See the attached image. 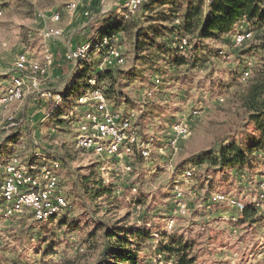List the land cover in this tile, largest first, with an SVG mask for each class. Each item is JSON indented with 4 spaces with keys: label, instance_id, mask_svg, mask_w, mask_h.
Returning a JSON list of instances; mask_svg holds the SVG:
<instances>
[{
    "label": "rangeland",
    "instance_id": "rangeland-1",
    "mask_svg": "<svg viewBox=\"0 0 264 264\" xmlns=\"http://www.w3.org/2000/svg\"><path fill=\"white\" fill-rule=\"evenodd\" d=\"M68 2L0 0V75L10 71L19 53L40 60L50 52L54 61L41 90L57 94L70 89L64 97L60 95L62 104L51 102L52 111L50 103L34 94L2 112L0 161L15 157L26 166L36 153L47 157L46 162L37 163L39 167L51 166L55 158L59 160L54 173L68 207L45 222H34L28 216L0 220V264H93L101 250L103 229H96L95 238L90 239L88 234L94 228L91 217L102 218L109 226L148 232L139 245L133 243L130 248L139 264H172L157 250L159 242L167 243L165 233L182 235L192 244L194 264H264L262 220L252 226H237V211L225 201H213L215 195H221L238 199L245 206L260 204L258 185L264 182V156L248 150L249 164L225 170L212 169L207 162L208 152L221 140L245 145L252 133L240 108L239 91L263 62V52L258 47L264 43V29L252 30V38L240 48L232 46L237 25L218 40L196 45L192 36L173 30L180 24L177 11L164 22L152 24L150 32L154 33L157 26L160 33L142 51H135L133 40L120 33L117 47L124 64L114 70L121 77L114 87L116 93L108 98L109 107L121 114L131 109L137 112L140 138L151 141V152L148 159H142L137 150L107 159L75 147L77 124L92 109L77 103L88 84L78 79L79 73L87 68V80L96 75L102 56L93 54L79 67L62 59L65 50L84 41H74L83 35L69 30L68 24L73 22L65 13ZM102 2L99 8L103 14L98 13L99 8L95 11L89 8L91 4L86 5L93 22L97 20L91 36L105 14L114 15V8H120L113 0ZM55 13L61 16L58 23L50 21ZM148 26L144 19L140 27ZM51 27L61 28L63 34L45 40L41 33ZM243 27L251 29L247 24ZM181 36L190 46L177 51L174 44ZM220 51L223 56L218 54ZM200 59L204 61L197 63ZM245 71L248 78L242 80ZM129 72L134 74V80H125ZM108 86L107 80L99 81L104 93ZM69 111V123L58 119L59 114ZM57 112L53 119L51 115ZM176 121L187 125L189 135L178 140L177 151L172 152L164 146L169 128ZM130 165V172L123 171ZM185 171L192 174L188 183L180 181ZM99 184L109 192L99 198L85 193L96 190ZM182 205L185 214L178 211ZM258 212L263 216L264 208L259 207Z\"/></svg>",
    "mask_w": 264,
    "mask_h": 264
},
{
    "label": "built area",
    "instance_id": "built-area-1",
    "mask_svg": "<svg viewBox=\"0 0 264 264\" xmlns=\"http://www.w3.org/2000/svg\"><path fill=\"white\" fill-rule=\"evenodd\" d=\"M87 0H69L65 7V13L71 18L79 6ZM143 0H126L117 10V17L127 19L133 15ZM90 19L88 13L84 14ZM61 16L55 13L50 16L52 23H58ZM237 31L232 38V46L240 48L252 38V32L245 29L242 23L237 24ZM63 31L59 27H51L42 31L41 36L45 39L60 38ZM116 38L96 36L92 40L85 41L78 46L64 51L62 59L77 66L89 60L93 54L102 56L101 71L104 67H121L124 64V57L119 48L115 45ZM174 46L178 51L188 48V40L180 37ZM223 56V52H219ZM53 55L45 52L40 60L33 59L25 53L15 56L10 71L0 75V118L2 112L16 103L23 102L31 95H38L45 101L52 100L56 104L62 101L59 94L51 91L41 90L42 83L49 76V69L53 65ZM97 74L90 77L87 83L90 89L78 96L79 105L90 106L92 109L84 114L81 122L77 124L75 135V147L92 152L101 158H113L133 154L134 150L142 159H148L151 152V141H142L136 126L137 112L129 110L124 114L113 111L103 94V91L96 86ZM248 78L245 71L242 80ZM192 112V115H196ZM72 111L60 115V119L69 123ZM169 139L165 148L172 152L177 151V142L189 135V129L182 121H176L169 128ZM164 148V149H165ZM44 154L36 153L35 158L28 165H23L15 157H8L0 161V220L7 221L12 218L28 216L34 222H45L59 216L67 209L68 202L62 194L55 175V169L59 168V161L51 166L39 167L37 163L46 162ZM168 169L174 172L171 164ZM123 171L130 172L131 165L123 168ZM192 179L190 171L181 174L183 183ZM175 187V186H174ZM261 203L259 207L264 208V182L258 185ZM132 191H135L133 189ZM176 192V191H175ZM180 196V194H177ZM214 202L225 201L228 207L242 212L245 205L238 199L224 198L221 195L213 197ZM180 204V203H178ZM185 214V207L182 205L178 210ZM264 224V218L262 219Z\"/></svg>",
    "mask_w": 264,
    "mask_h": 264
},
{
    "label": "trees",
    "instance_id": "trees-1",
    "mask_svg": "<svg viewBox=\"0 0 264 264\" xmlns=\"http://www.w3.org/2000/svg\"><path fill=\"white\" fill-rule=\"evenodd\" d=\"M117 10V8L114 10V15L113 12L104 15L105 19L97 27L98 29L93 37L88 40H92L96 35L108 39L115 37V45L117 46L121 33L133 40L135 51H142L145 47L148 48L160 33L157 26H154V33L150 32L153 28L152 24L164 22L167 17H173L177 11L180 14L176 19L180 24L175 26V28L173 27V30L175 29L180 33L192 36L196 45H199L201 41L220 39L223 35L230 33L234 26L241 21H243L241 22L243 26L246 24L250 26L251 29H245L251 32L252 30H254L253 32H260L264 29V0H207L206 2L204 0H143L136 12L125 20L117 17ZM133 16L136 18H133ZM144 19L149 22V26L146 29L140 27L144 23ZM188 46H190L189 41ZM258 49L263 52V62L254 71L248 84L240 88L239 91L240 108L246 115V122L252 127V133L249 135L245 145L232 140H221L216 148L210 150L207 154V162L212 169H233L249 164L248 150H254L264 156V43L260 44ZM201 61H204V59H200L197 63ZM116 68L112 66L97 71V87H99L100 80L109 82L105 93L103 91L107 101L110 96L116 93L114 87L119 83L121 77L120 72L114 71ZM88 73V69L83 68L79 73L78 79L87 82ZM126 76H129H124L127 81L135 79L132 72L127 73ZM85 88L86 90L90 89L89 84H85ZM118 88L121 90L122 86L119 85ZM69 91L70 89H67V91L57 94L64 97L65 93ZM47 102L51 104H49V110L52 111V103L54 101L48 100ZM60 103L62 104V101ZM58 114L59 112L53 116L51 115V117L55 119ZM59 117L60 114L58 119ZM55 161L59 160L55 158ZM73 189L75 193L79 192L77 186H74ZM102 189L105 188H102V185L99 184L96 190L89 191L91 193L85 191V193L91 194V198H99L100 194L109 192L107 189ZM258 208V204H255L245 206L242 212H236L238 213L235 220L236 225L246 224L252 226L257 221L261 222L264 215L262 216L258 212ZM91 219L94 228L88 234L90 239L93 240L95 238L96 229H103V234L100 235L102 240L101 250L93 264H139L137 256L130 248L133 243L139 245L140 240L148 236V232L144 229L134 231L132 227L109 226L102 218L95 219L91 217ZM135 237L138 238L133 241ZM163 237L167 238V243L159 242L157 246L158 252L164 254L167 259L172 261V264H194L195 259L190 254L193 246L185 241L182 235L177 236L175 233H165Z\"/></svg>",
    "mask_w": 264,
    "mask_h": 264
},
{
    "label": "crops",
    "instance_id": "crops-1",
    "mask_svg": "<svg viewBox=\"0 0 264 264\" xmlns=\"http://www.w3.org/2000/svg\"><path fill=\"white\" fill-rule=\"evenodd\" d=\"M102 1L103 0H87V1H85L84 3H82L79 6V8L75 12V14L71 17L73 23L72 24H68V25H70L69 26V28H70L69 30L71 31V33L72 32L74 34L76 33V35H77L78 32H79L80 35H83V37H79V38L75 39L74 41H77V40H80V39H82V40L84 39V41H87L88 39H91L93 37L94 33L91 36L90 32H91V29L94 27V25L97 23V20L95 21L96 23L93 22L94 18H92V15L88 13L89 10L86 7V5L91 4L89 6V8L97 11V8H99V7L101 8L102 7V5H101V3H103ZM125 1L126 0H113L114 5L119 6V7H121L125 3ZM204 1L206 2L207 0H204ZM94 7H96V9H94ZM115 9L116 8H114V10ZM85 13H88L91 18L90 19H86V17L84 16ZM98 13L103 14V10L100 9V12H98ZM241 22H243V21H241ZM78 23H81L80 26H79ZM97 34L99 35V33H97ZM88 35H90V37L86 38V36H88ZM78 45L79 44H76V45L73 44V46L71 48H74V47H76ZM71 48H69V49H71Z\"/></svg>",
    "mask_w": 264,
    "mask_h": 264
}]
</instances>
